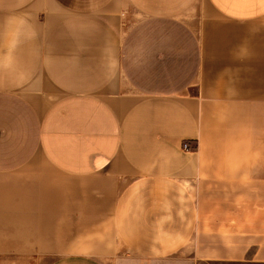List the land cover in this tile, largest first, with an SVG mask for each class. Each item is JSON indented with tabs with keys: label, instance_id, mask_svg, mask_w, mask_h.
<instances>
[{
	"label": "crops",
	"instance_id": "obj_1",
	"mask_svg": "<svg viewBox=\"0 0 264 264\" xmlns=\"http://www.w3.org/2000/svg\"><path fill=\"white\" fill-rule=\"evenodd\" d=\"M126 260L264 264V0H0V264Z\"/></svg>",
	"mask_w": 264,
	"mask_h": 264
},
{
	"label": "rangeland",
	"instance_id": "obj_2",
	"mask_svg": "<svg viewBox=\"0 0 264 264\" xmlns=\"http://www.w3.org/2000/svg\"><path fill=\"white\" fill-rule=\"evenodd\" d=\"M119 264H185L178 261H171V262H150V261H143V260H126L124 262H120Z\"/></svg>",
	"mask_w": 264,
	"mask_h": 264
},
{
	"label": "built area",
	"instance_id": "obj_3",
	"mask_svg": "<svg viewBox=\"0 0 264 264\" xmlns=\"http://www.w3.org/2000/svg\"><path fill=\"white\" fill-rule=\"evenodd\" d=\"M182 146H183V148H184L185 150H187V149L189 148L187 143H183Z\"/></svg>",
	"mask_w": 264,
	"mask_h": 264
}]
</instances>
